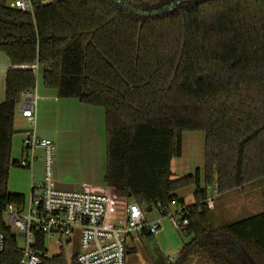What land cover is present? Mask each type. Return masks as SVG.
Wrapping results in <instances>:
<instances>
[{
    "label": "trees",
    "instance_id": "1",
    "mask_svg": "<svg viewBox=\"0 0 264 264\" xmlns=\"http://www.w3.org/2000/svg\"><path fill=\"white\" fill-rule=\"evenodd\" d=\"M0 1V52L9 60L0 102V264H18L1 222L24 197L7 190L17 98L46 90L102 109L103 192L146 210L184 207L189 240L170 264H264V211L213 227L208 189L264 176V0H52L32 15ZM204 134L203 173L176 177L182 134ZM194 187V202L177 192ZM143 209V210H144ZM151 236L150 234H148ZM41 264L47 257L36 237ZM167 262V259H166ZM160 264H162L160 262Z\"/></svg>",
    "mask_w": 264,
    "mask_h": 264
},
{
    "label": "built area",
    "instance_id": "2",
    "mask_svg": "<svg viewBox=\"0 0 264 264\" xmlns=\"http://www.w3.org/2000/svg\"><path fill=\"white\" fill-rule=\"evenodd\" d=\"M2 1V0H0ZM52 0H8L11 9L32 15L35 8L49 4ZM36 73L37 66H31ZM37 108L36 87L33 92L23 93L17 103V111L31 125L35 124ZM22 141V158L17 162L21 168H28L41 154L43 157L42 181L31 185L30 195L22 205L10 204L2 212L1 222L23 239L18 247V264H41L40 253L36 248V237L43 235V248L47 252L49 244L60 250L78 236V250L75 253L77 264H125L128 237L141 231L156 235L161 222L147 223L142 208L129 203L123 217L113 226L106 225L107 208L111 203L109 196L92 191H67L55 187L54 143L51 139L40 137L31 127ZM210 199H208V202ZM178 210L169 215L174 228L183 229L187 220ZM5 249V237L0 230V257ZM175 259L167 258V263Z\"/></svg>",
    "mask_w": 264,
    "mask_h": 264
},
{
    "label": "crops",
    "instance_id": "3",
    "mask_svg": "<svg viewBox=\"0 0 264 264\" xmlns=\"http://www.w3.org/2000/svg\"><path fill=\"white\" fill-rule=\"evenodd\" d=\"M1 63L2 64L0 65V68L4 73L2 80H4L6 71L10 68V64L7 57L4 58V60ZM36 91H37V85H36ZM41 92H42L41 96H39L37 92V108L35 112V124L31 125L26 119L22 118L19 112L17 111L18 114L15 117V122L16 121L22 122L23 125L21 127H16V123L14 122L15 133L21 132L22 133L21 137L23 141L25 136L24 133L28 131L31 127H33L38 136L55 141L57 132L55 130L52 131V129L48 130V128L44 123V119L46 118L47 121H49L50 124L53 126L59 124L60 122L70 123L71 128L74 130L76 129L74 133L77 132V136L79 135V133H81L79 138L80 141L79 153L82 156L81 157L82 170H80V173L75 174L74 177L72 178L63 179L64 177L63 176L62 177L64 181L63 183L80 185L83 188V190L86 191H92V192L104 191L106 189V184L104 182V176L106 172V147L104 151L101 149L96 150L94 145L96 144L95 143L96 133L94 130L96 125L98 126L99 137L102 134L105 140V119H104L103 110L101 109L103 112L102 113L100 110H98L99 108L96 109L95 107L84 105L80 103L77 99L58 98L56 91L46 90L43 87L42 78H41ZM3 97L4 95L2 94V90H1L0 102L3 100ZM39 102L41 103L40 108H39ZM70 108L73 109L69 110ZM46 110H49L47 116L44 115ZM76 111L78 112L76 113ZM86 130L88 131L87 133L85 132ZM201 138L204 141V135L201 132H184L182 134V155L180 158H175L171 162V170L174 176L182 177L184 175H188L194 172L196 168L201 166L200 164H202L203 162L204 146H202V148L200 149V143L196 142L197 139L200 140ZM39 156L42 157L41 154H39L38 156H36V159L28 168H23L26 169V172L22 177H27V178L25 180L23 179V181L21 180V182L20 181L16 183L11 182L12 189L14 190H12L11 192L9 191L8 188V192L22 195L24 197V201H26L25 199L26 196L27 198H29L31 185H34L35 180L41 178L43 173V160L41 161L38 160ZM182 159L184 160L181 161ZM16 161L18 162V160ZM180 161L182 162L183 172L177 170L178 167L180 166L179 163ZM55 170H56V164H55ZM193 194H194V187L192 186H189L177 192V195L179 197H182L184 206L190 205L194 202ZM128 202L131 203L132 200L128 199ZM123 203L125 204L127 202L123 201ZM129 203L125 204V206H127ZM126 208L127 207H122V212L119 217H110L109 215L106 216V225L113 226L114 224H116L117 219H120L121 217L124 216ZM183 208L184 207H180V204L177 205L172 204L168 208L169 209L168 214L171 215ZM153 209H155L158 212V214H161L158 208L154 207ZM153 209L150 211L146 209L143 210L146 222L148 224L155 223L157 221L161 222V219L157 217V215L153 216ZM169 215L167 216L169 217ZM160 233L161 230H159V232L156 235L150 234L151 236L148 235L149 233L147 231L135 232L131 234L128 237L129 244L127 249L125 264H141L138 260L135 261V257H134L137 251L140 249V244L143 243L142 241L145 238H151L152 236H157L158 239ZM75 239L78 241V236H76ZM60 251L63 254V250ZM74 257L75 255H73V258ZM162 259L165 258L157 259L156 257L152 258L147 255L146 261L144 260V262L145 264H158V262L161 261Z\"/></svg>",
    "mask_w": 264,
    "mask_h": 264
},
{
    "label": "rangeland",
    "instance_id": "4",
    "mask_svg": "<svg viewBox=\"0 0 264 264\" xmlns=\"http://www.w3.org/2000/svg\"><path fill=\"white\" fill-rule=\"evenodd\" d=\"M4 58H6V55L3 52H0V65L2 64L1 62L4 60ZM3 74L4 73L0 68V95L1 90L3 95L5 93L3 82L4 80H2ZM34 74L36 75L37 92L38 95L41 96V77L40 74H38V71ZM40 105L41 103L39 102V108ZM72 109L73 108H70L69 110ZM98 110L102 112L101 109ZM48 112L49 110H46L44 115L47 116ZM77 112L78 111H76V113ZM15 123L16 127H21L23 125L22 122L16 121ZM44 123L48 130L52 129V131L55 130L57 132L56 139L55 141H53L55 149L54 160L56 164V180L63 183V179L72 178L75 174L80 173V170H82V156L79 153V138L81 133H79V135L77 136V132L74 133L76 129H72L70 123L60 122L59 124L53 126L49 121H47L46 118L44 119ZM94 130L96 133V144H94L95 148L96 150L101 149L104 151L106 147L104 137L102 136V134L99 137L97 125ZM85 132L87 133L88 131L86 130ZM21 134V132H17L12 136L10 150L11 160L15 159L19 161L21 159V156L23 155ZM196 142L200 143V149L202 148V146H204V141L202 138L200 140L197 139ZM184 159H182L181 161H183ZM38 160H43V157L39 156ZM181 161L179 162L180 166L177 170L183 172ZM200 165L201 166L198 168H200L201 172L203 173L204 161ZM25 172L26 169L19 167H10L7 177V190L8 188L11 192L12 190H14L12 189L11 182L16 183L19 181L21 182V180L23 181V179L25 180L27 177H22ZM41 181L42 177L36 179L34 183L39 184ZM98 193L103 194L102 191ZM25 199L26 201L28 200L27 196ZM110 199L111 203L107 208V216L109 215L110 217H119L122 212V207H126L125 204L129 202L124 204L123 201H119L111 197ZM208 199H210V201L208 202L207 200L206 203L212 211L211 222L213 227L243 220L245 218L258 214L264 211V176L244 182L240 186H233L231 183H223L217 186V184L215 183L208 189ZM154 215H157V217L161 219V233L158 239L157 236H152L151 238H145L142 241L143 243L140 244V249L137 251L134 257L135 261L138 260L141 264H145L144 260L146 261L147 255L152 258L156 257L157 259H176L181 245L189 240V237L186 236V234L183 233L180 228L173 227L168 216H162L161 214H158L155 209H153V216ZM14 234L17 235V230H14ZM17 244L19 247H22L23 239L21 237H17ZM62 250L65 261L69 263L73 259V255H75L78 250V241L74 238L71 242L66 243L63 246ZM60 252L61 251L57 245L49 244L47 249V257H52L59 254ZM165 259H162L159 262H161L162 264H168ZM159 262L158 264H160Z\"/></svg>",
    "mask_w": 264,
    "mask_h": 264
},
{
    "label": "water",
    "instance_id": "5",
    "mask_svg": "<svg viewBox=\"0 0 264 264\" xmlns=\"http://www.w3.org/2000/svg\"><path fill=\"white\" fill-rule=\"evenodd\" d=\"M19 100H20V98H17L16 102L18 103ZM54 179H56V170H55V168H54ZM55 187L57 189L67 190V191L75 190V191H79L80 192V191L83 190V188L80 185H72V184L61 183V182H58L57 180L55 182ZM14 237H15V235H14Z\"/></svg>",
    "mask_w": 264,
    "mask_h": 264
}]
</instances>
